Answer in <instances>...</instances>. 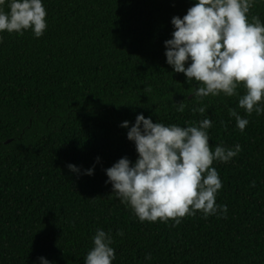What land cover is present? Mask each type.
I'll return each mask as SVG.
<instances>
[{"label": "trees", "instance_id": "1", "mask_svg": "<svg viewBox=\"0 0 264 264\" xmlns=\"http://www.w3.org/2000/svg\"><path fill=\"white\" fill-rule=\"evenodd\" d=\"M194 2L43 0V36L0 33V264H84L98 228L113 236L112 264H264V114L246 116L239 96L198 103L195 82L166 63L171 19ZM254 15L264 21V2ZM200 106L203 115L192 111ZM229 109L249 120L243 132ZM138 114L181 127L208 117L213 151L241 146L230 162L212 164L224 218L197 211L176 226L141 222L116 198L105 169L137 159L120 125Z\"/></svg>", "mask_w": 264, "mask_h": 264}, {"label": "clouds", "instance_id": "2", "mask_svg": "<svg viewBox=\"0 0 264 264\" xmlns=\"http://www.w3.org/2000/svg\"><path fill=\"white\" fill-rule=\"evenodd\" d=\"M262 2L195 0L182 18L172 17L174 30L164 42L166 63L174 73L183 74L186 83L195 82L191 96L198 103L209 96H239L238 107L246 116L264 114V21L255 15L249 20L251 8ZM46 16L43 0H0V33L23 35L31 30L40 38L47 28ZM240 86L245 90L242 96L237 92ZM174 104L177 111H184L183 101ZM192 111L203 115L207 107ZM228 111L243 132L249 120L235 109ZM212 126L208 117L198 125L181 127L153 123L143 114L136 115L131 127L128 121L122 122L120 127L127 129L126 138L134 144L137 159L132 162L123 157L105 169V183L141 222L172 220L176 226L181 218L197 211L204 218H224L227 205L216 203L222 181L212 164L230 162L242 149L239 144L232 148L217 145L213 151L207 131ZM96 159L99 162V157ZM67 168L81 174L75 165ZM82 174L92 176L94 168ZM116 235L124 233L118 231ZM91 241L93 246L84 264H112L115 249L111 233L98 228ZM37 264L52 262L39 257Z\"/></svg>", "mask_w": 264, "mask_h": 264}]
</instances>
